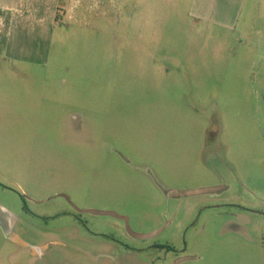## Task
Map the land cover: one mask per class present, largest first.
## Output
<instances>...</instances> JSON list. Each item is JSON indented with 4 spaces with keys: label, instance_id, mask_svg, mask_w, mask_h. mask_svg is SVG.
<instances>
[{
    "label": "rangeland",
    "instance_id": "obj_1",
    "mask_svg": "<svg viewBox=\"0 0 264 264\" xmlns=\"http://www.w3.org/2000/svg\"><path fill=\"white\" fill-rule=\"evenodd\" d=\"M82 2L45 65L6 58L0 12V204L42 248L0 228V264H197V253L207 264L221 248L229 264H264V47L242 30L251 1L238 27L195 0ZM203 187L216 188L193 192ZM59 193L137 232L164 229L134 237Z\"/></svg>",
    "mask_w": 264,
    "mask_h": 264
},
{
    "label": "crops",
    "instance_id": "obj_2",
    "mask_svg": "<svg viewBox=\"0 0 264 264\" xmlns=\"http://www.w3.org/2000/svg\"><path fill=\"white\" fill-rule=\"evenodd\" d=\"M82 1L87 0H0V12L6 14V58L22 64H47L55 35L62 34L65 26H71L72 22L77 20L76 9L81 7ZM242 1L195 0L193 5L201 16L227 27H238L243 15ZM250 1L252 5L249 7L252 9L246 10L245 28H241L246 30V38L253 39V42L256 36H261L258 40L264 47V10L261 9L264 2L260 4L264 0ZM9 239H14V233L13 238ZM216 254H220L221 258L217 255L207 264H229L223 248L216 251ZM192 257L198 261L197 264L207 259V255L200 253Z\"/></svg>",
    "mask_w": 264,
    "mask_h": 264
},
{
    "label": "water",
    "instance_id": "obj_3",
    "mask_svg": "<svg viewBox=\"0 0 264 264\" xmlns=\"http://www.w3.org/2000/svg\"><path fill=\"white\" fill-rule=\"evenodd\" d=\"M210 189L212 188H200V189L194 190L193 192H203V191H208ZM56 196H64L71 202L70 198L64 193H59ZM56 196H52V198ZM43 201L45 200L38 201V202H43ZM71 204L73 205L74 208H76L77 210L81 212H89V213H95V214H107V215H112L114 217L123 219L126 223V228L128 232L132 236L137 237V238H148V237L158 234L164 229L162 227L152 232H147V233L137 232L131 228L129 224V218L126 215L120 214L113 210H105V209H97V208H80L77 205H75L73 202H71ZM15 223H16L15 214L10 209L0 204V228L3 234L7 238H13V229H14ZM33 248L41 251V247L39 246H34Z\"/></svg>",
    "mask_w": 264,
    "mask_h": 264
},
{
    "label": "flooded vegetation",
    "instance_id": "obj_4",
    "mask_svg": "<svg viewBox=\"0 0 264 264\" xmlns=\"http://www.w3.org/2000/svg\"><path fill=\"white\" fill-rule=\"evenodd\" d=\"M37 202H38V201H37ZM24 205H26V201H24ZM23 209H24V211H29V209H28L27 206H24ZM13 241H15V242H19V243H21V244L26 245L27 248H29L31 251L33 250L35 253H36V252H37L38 254H41V253H42V248H41V251H39V250L33 248V247L30 246L28 243H26V242L20 237V235H19L18 233H15V232H14V239H13ZM45 246H46V245H45Z\"/></svg>",
    "mask_w": 264,
    "mask_h": 264
}]
</instances>
